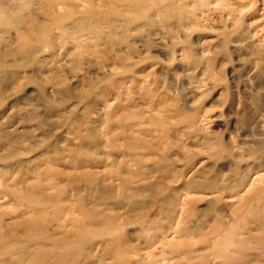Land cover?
Wrapping results in <instances>:
<instances>
[{
  "label": "rangeland",
  "instance_id": "obj_1",
  "mask_svg": "<svg viewBox=\"0 0 264 264\" xmlns=\"http://www.w3.org/2000/svg\"><path fill=\"white\" fill-rule=\"evenodd\" d=\"M75 251L264 264V0H0V264Z\"/></svg>",
  "mask_w": 264,
  "mask_h": 264
},
{
  "label": "bare ground",
  "instance_id": "obj_2",
  "mask_svg": "<svg viewBox=\"0 0 264 264\" xmlns=\"http://www.w3.org/2000/svg\"><path fill=\"white\" fill-rule=\"evenodd\" d=\"M134 1H136V0H134ZM135 4V3H134ZM57 21V20H56ZM43 42V41H42ZM35 46V45H34ZM36 47V46H35ZM35 47H32V48H27V50H24L23 52H27V53H29L30 51H34L35 52ZM21 50H20V52L19 53H23ZM125 158V157H124ZM48 197H50V196H48ZM39 236H40V238H42V237H44V235L42 236V235H40L39 234ZM53 243H55L54 241H53ZM53 243L51 244V246L53 245ZM55 245V244H54ZM231 245H234V243L233 242H231ZM78 255H79V252L78 251H75V252H72V253H70V252H67V253H62V254H59V255H57V257L55 256V258H56V260L57 261H64V260H69L68 261V264H72V263H75V262H77V259H75V258H77L78 257ZM46 255L45 254H43V252H39V253H37V258H44Z\"/></svg>",
  "mask_w": 264,
  "mask_h": 264
}]
</instances>
